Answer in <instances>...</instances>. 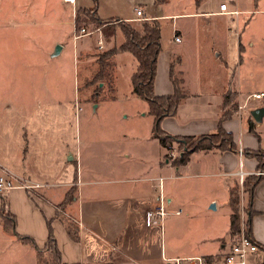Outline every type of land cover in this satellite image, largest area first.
<instances>
[{"label":"crops","instance_id":"1","mask_svg":"<svg viewBox=\"0 0 264 264\" xmlns=\"http://www.w3.org/2000/svg\"><path fill=\"white\" fill-rule=\"evenodd\" d=\"M97 1L100 20L159 23L153 93L172 94V78L185 92L175 115L163 118L159 129L167 135L197 138L214 134L220 126L231 133L237 150L200 149L190 153L183 164L167 162L172 145L167 147L154 136V117L131 85L136 61L121 51L112 60L128 62L127 87L121 92L111 80L107 94L113 101L123 94V100L130 103L126 107L138 104V111H122L121 120L77 122L80 113L73 112V102L70 108L50 96L43 117L44 113L30 114L33 105L25 103L28 110L20 116L13 114L11 126L1 118L0 162L36 185L4 192L0 210L13 216L18 235L30 237L40 249L46 247L50 227L65 264H164L163 257L189 256L217 262L239 233L229 238V192L234 184H241L236 172H244L243 179L259 172L258 161L242 152L264 149V116L257 123L250 115V110L264 105V97L250 98L264 93V36L257 38L249 30L251 19L244 16L252 12L253 0H128L130 11H122L121 1L113 0L116 18L106 16L107 0ZM137 1L144 8L150 3L154 10L146 14L141 8L142 15L137 17ZM74 2L78 0L70 3ZM189 2L193 10H184L182 4ZM221 3L226 5L225 12L219 10ZM85 5L78 8L89 10L95 2L86 0ZM85 36L76 38L68 50L63 44L59 53L77 64V71L76 52L81 43L77 40ZM77 71L73 69L74 77ZM100 91L92 93L99 95ZM225 95L229 97L227 107ZM185 181L197 184L196 193L187 198ZM67 196L71 199L65 202ZM160 198L169 212L164 219L172 220L169 235L173 243L165 230L163 234L160 222L150 223L146 218ZM240 203L239 228L248 217L251 237L259 248L246 264L264 263V175L250 198L241 192ZM204 215L211 219L209 226L193 223ZM217 217L223 219L222 227L216 224ZM188 229L196 231L192 242L182 236ZM11 237L16 245L14 260L38 264L35 247L14 234Z\"/></svg>","mask_w":264,"mask_h":264},{"label":"rangeland","instance_id":"2","mask_svg":"<svg viewBox=\"0 0 264 264\" xmlns=\"http://www.w3.org/2000/svg\"><path fill=\"white\" fill-rule=\"evenodd\" d=\"M85 1L78 0L75 4L67 0H0V121L4 117L2 120L11 126L13 114L20 116L28 110L25 103L33 105L30 114L44 113L43 117L50 96L55 98L52 101L61 105L69 104L70 108L73 102V112L80 113L74 120L77 122L80 119L84 120L83 122L101 119L121 120L122 111H138V104H133L131 108L126 107L130 103L123 100V94L120 93L115 101L107 94L108 87H112L111 80H114L121 92L127 87L124 72L129 67L128 62H113L112 56L105 55L120 44L122 40L120 25L95 24L91 14L78 8V5L86 6ZM116 1H121L122 11L125 9L130 11L131 3L128 0ZM140 3L137 1L135 5L144 9L146 14L154 10L150 3L145 5V8ZM98 4L97 1V6ZM251 5L249 7L252 12L244 16L251 19L249 30L260 38L264 36V0H253ZM182 6L184 10H193L190 2ZM104 9L108 10L107 17L119 16L116 15L113 0L104 2ZM242 17L243 15L241 19ZM81 29H85L86 36L77 40L82 43L78 42V49L84 47L83 51L76 52L79 58L77 71V64L75 67L69 62L64 52L58 56L52 54L56 45L64 44L67 50L70 49L76 39L75 36L81 34ZM125 54L133 58L131 54ZM74 68L77 77H74ZM96 91H100V94L92 93ZM169 145H172L171 149L179 151L177 144ZM169 152L165 160H170ZM196 185L186 184L183 188L185 193L182 189L184 197L193 196L196 193L194 190ZM183 194L180 192L181 197ZM2 195L0 194V197ZM169 218L162 220V232L164 234L165 230L167 240H172L173 243L174 239L169 235L171 232L169 224L172 222ZM210 221L211 219L204 215L193 223L209 226ZM215 221L219 227L223 226V219L220 217ZM8 228L4 227L0 216V264H25L14 260L16 245L11 242L13 234ZM228 234L229 238H233L235 232L229 230ZM182 236L185 241L192 242L197 235L195 230L188 229L183 231ZM23 256L27 259L25 255Z\"/></svg>","mask_w":264,"mask_h":264},{"label":"trees","instance_id":"3","mask_svg":"<svg viewBox=\"0 0 264 264\" xmlns=\"http://www.w3.org/2000/svg\"><path fill=\"white\" fill-rule=\"evenodd\" d=\"M95 6L89 10L84 9L85 12L93 16V22L97 25L105 23H116L120 25L123 41L119 46L114 47L108 51L105 55L112 56L115 53L121 51L132 54L136 61L135 71L131 76V85L136 95H139L148 104V113L154 117V136L160 140V143L169 147V143L174 142L178 145L179 151L173 164H183L186 161L188 155L192 152L202 150H228L236 151V145L232 141L231 133H227L222 127L218 126L217 131L210 135H200V137L194 138L192 136H172L167 135L164 131L159 129V122L168 116L175 115L177 106L183 100L185 92L179 90L176 86L177 83L172 78V83L175 85V90L168 96H157L153 93V78L156 72L155 63L160 49V28L159 23L156 20H136L135 22L118 21L117 19L100 20L97 16V0H94ZM224 106H229V97L224 96ZM225 110V108H224ZM227 112V111H226ZM228 113V112H227ZM223 117H226L223 115ZM251 129V128H250ZM243 155H249L254 157L258 161L257 171L262 172L264 170V149L257 151L242 152ZM263 175H247L241 184H234L229 192L228 204L231 209L230 215V230L231 232L238 233L240 231V194L247 193L250 198L251 192L254 186L262 179ZM71 196H67V200H70ZM0 216L3 219L4 227L8 228L18 240L28 243L35 247L38 264H65L61 260V255L58 251L56 240H54L53 234L49 227V236L47 244L44 249L37 247L35 241L25 235H18L14 227V218L12 215L0 210ZM72 231L69 230V233ZM242 233L251 238L249 231V218L244 220L242 226ZM253 240V239H252ZM254 241V240H253ZM261 264H264L263 262Z\"/></svg>","mask_w":264,"mask_h":264},{"label":"built area","instance_id":"4","mask_svg":"<svg viewBox=\"0 0 264 264\" xmlns=\"http://www.w3.org/2000/svg\"><path fill=\"white\" fill-rule=\"evenodd\" d=\"M220 12L226 11V5L224 3L219 4ZM135 14L137 17L142 15V9L135 7ZM85 29H81V34L76 35L75 38H78L84 35ZM102 43V42H101ZM102 45V44H101ZM264 97L263 92L251 94L250 98L255 100H260ZM243 107V106H242ZM240 107V108H242ZM167 162H173L178 155V152L175 149L169 150ZM240 183L243 180L244 172L238 171L236 172ZM256 175H264V171L256 172ZM36 185V184H34ZM33 184H30L29 181L24 180L22 177H18L15 175L7 166L0 162V194H4V192L16 188V187H24L27 189L33 188ZM180 211H175V214H179ZM169 212L166 210L163 205L162 198L159 199L156 207L153 210H149L146 213V218L150 223H162V220L168 216ZM244 220L242 221L243 226ZM259 251L257 244L251 239L245 236L242 233V227L239 231L238 235L234 238V241L228 246L227 251H225L221 255V259L217 262L211 261L210 259L201 256H189V257H173V258H165L163 257L164 264H246L248 257L251 254H255Z\"/></svg>","mask_w":264,"mask_h":264},{"label":"water","instance_id":"5","mask_svg":"<svg viewBox=\"0 0 264 264\" xmlns=\"http://www.w3.org/2000/svg\"><path fill=\"white\" fill-rule=\"evenodd\" d=\"M61 48H62L61 44L56 45L52 56H57L60 53ZM250 115L255 122L259 123L261 118L264 116V105L260 106V108H255L250 110Z\"/></svg>","mask_w":264,"mask_h":264},{"label":"bare ground","instance_id":"6","mask_svg":"<svg viewBox=\"0 0 264 264\" xmlns=\"http://www.w3.org/2000/svg\"><path fill=\"white\" fill-rule=\"evenodd\" d=\"M68 2H71L72 0H67Z\"/></svg>","mask_w":264,"mask_h":264}]
</instances>
